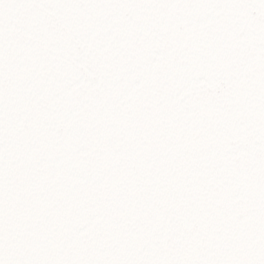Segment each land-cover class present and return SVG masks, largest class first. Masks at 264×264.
<instances>
[{"label":"snow or ice","instance_id":"6c2138e0","mask_svg":"<svg viewBox=\"0 0 264 264\" xmlns=\"http://www.w3.org/2000/svg\"><path fill=\"white\" fill-rule=\"evenodd\" d=\"M0 264H264V0H0Z\"/></svg>","mask_w":264,"mask_h":264}]
</instances>
